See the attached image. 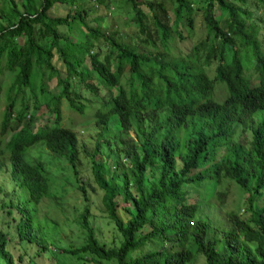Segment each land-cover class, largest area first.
Returning <instances> with one entry per match:
<instances>
[{"label":"trees","instance_id":"16d2710c","mask_svg":"<svg viewBox=\"0 0 264 264\" xmlns=\"http://www.w3.org/2000/svg\"><path fill=\"white\" fill-rule=\"evenodd\" d=\"M92 1L111 8L110 0ZM82 2L23 0L22 9L15 0L0 2V95L3 75L9 79L0 136L17 132L6 149L0 148V157L8 150L15 184L34 203L48 194L42 166L23 155L40 142L76 167L79 139L58 125L60 101L67 99L81 112L82 105L71 99L80 96L75 86L84 85L93 95L101 86L109 97L95 112V125L102 132L113 125L135 136L115 154L113 170L97 162L96 153L91 160L106 216L122 241L117 248L99 244L86 222V207L85 244L63 251L77 258L90 254L97 264H188L195 252L204 256L205 264H264V50L257 40L264 30V0H123L121 23L130 34L104 29L107 14L96 26L89 25ZM56 4L68 6L64 16L49 15ZM61 28H77V38ZM194 35L197 39L186 51L178 48ZM242 50L254 57L256 82L245 76ZM45 70L46 80L56 78L55 95L47 91ZM36 79L42 95L48 96L44 102L55 125L34 128L33 117L23 122L29 110L24 90L32 91L36 103ZM219 90H225L222 100L216 98ZM18 96L22 103L15 111ZM99 150L97 143L95 152ZM223 178L247 194L249 215L229 212L232 227L220 240L210 234V221L199 215V203L189 200L188 188L219 184ZM119 202L129 204L123 207L126 221L118 213ZM31 226L25 210L17 226L21 238L30 236ZM5 244L0 233V257L4 264H17ZM146 246L151 248L133 256Z\"/></svg>","mask_w":264,"mask_h":264},{"label":"rangeland","instance_id":"374dc122","mask_svg":"<svg viewBox=\"0 0 264 264\" xmlns=\"http://www.w3.org/2000/svg\"><path fill=\"white\" fill-rule=\"evenodd\" d=\"M18 7L22 9L23 0H15ZM111 8L106 10L103 6H97L92 0H83L82 8L86 10L85 19L91 26H96V20L107 14L106 20L102 22V27L111 31L118 28L124 33L130 34V28L122 27L121 20L126 10L123 0H110ZM1 2V0H0ZM143 9L147 10L144 6ZM68 10L65 4H56L50 11L51 17L64 16ZM114 11V12H113ZM260 16V12H259ZM75 28L69 32L67 28H61V32L73 39L77 38L78 31ZM103 29V28H102ZM84 30V28H82ZM197 36L194 35L188 42L178 43L186 51ZM257 40L264 50V30H260ZM240 58L243 62L246 77L251 78V82H256L258 73L254 64V57L248 55L245 50L240 51ZM87 64L89 62L87 61ZM54 65L61 69V62L56 61ZM216 62L211 67L214 74ZM45 84L47 91L53 95L58 93L56 78L46 80L49 72L45 70ZM96 85L95 77L91 78ZM8 75L2 77L3 93L0 95V117L4 109V94L8 84ZM75 91L79 98L71 97L76 105H82L81 112L72 109L67 99L60 101L61 120L58 125L73 130L79 141L78 161L73 168L65 158L53 154L44 143L40 142L28 147L24 151V158L28 162L40 164L45 176L48 178V194L39 203L28 200L27 191L15 184L10 175V161L7 155L0 157L2 169L0 171V233L6 240L5 249L10 252L17 264H97L90 260V254H82L80 258L63 251L66 248L79 247L86 242L87 229L83 227L82 215L85 208H88L86 219L89 227L98 240L99 244L106 248L119 247L122 237L117 232L114 223L107 218L102 202L103 190L98 186L92 173V155L96 153L95 159L107 166L113 167V158L121 150H125L134 139V133H125L117 130L113 125L105 128L103 132L95 125V112L102 103L109 97L108 90L99 86L98 95H93L86 90L84 85L75 86ZM15 92V91H14ZM14 92L12 96H14ZM32 96L30 89H25V102L29 110L25 113V121L34 118V128L48 124L55 125L51 112L45 105L48 96L42 95L40 91V80L34 82ZM223 93V94H222ZM216 93L217 100H222L225 90ZM21 96L15 100V111L21 107ZM35 104L38 107H35ZM101 131V133H100ZM16 130L0 136V148L6 149V144ZM99 143V151H96V144ZM127 164V161H124ZM125 168V167H124ZM122 169V168H121ZM120 169V171H121ZM127 170V168H125ZM118 170V169H117ZM128 171V170H127ZM189 189V200L199 203V215L208 219L211 224L210 234L220 240L223 233L231 229V224L227 219L229 212H235L242 218H247L249 213L245 210L247 194L230 179L223 178L219 184L203 183L191 186ZM264 192V191H263ZM129 204H118V213L126 221L128 219L124 206ZM25 210L30 212L32 218V230L30 236L21 238L17 226ZM215 229L218 231L215 232ZM151 246L143 247L133 253V256L141 255L149 250ZM0 264H4L0 257ZM101 264H117L115 261H102ZM188 264H205L202 254L195 252L192 261Z\"/></svg>","mask_w":264,"mask_h":264}]
</instances>
